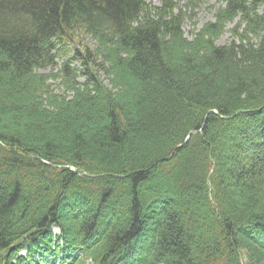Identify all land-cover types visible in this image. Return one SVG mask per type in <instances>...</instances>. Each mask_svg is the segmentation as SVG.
<instances>
[{"label": "trees", "instance_id": "trees-1", "mask_svg": "<svg viewBox=\"0 0 264 264\" xmlns=\"http://www.w3.org/2000/svg\"><path fill=\"white\" fill-rule=\"evenodd\" d=\"M217 2L0 0V264H264V0Z\"/></svg>", "mask_w": 264, "mask_h": 264}, {"label": "rangeland", "instance_id": "rangeland-1", "mask_svg": "<svg viewBox=\"0 0 264 264\" xmlns=\"http://www.w3.org/2000/svg\"><path fill=\"white\" fill-rule=\"evenodd\" d=\"M152 6H160L162 0H147ZM174 3H177L176 11H181L184 14L183 28L187 37H192L193 29H200L206 22L213 20L215 13V6L218 5L217 0H173ZM230 40L229 32H226L219 40L218 43H225ZM67 50H61L59 52V58L57 59V64L54 67H50L42 70L44 73H54L62 63L66 60H72L70 65L71 67H77L78 69H84V60L77 55V51L84 52L86 46L92 50L95 47V41L91 36L86 35L82 31H78L77 35L73 40H69ZM94 68H99L94 63H92ZM99 75L101 78H105V73L102 69H99ZM81 79V78H79ZM108 83L107 79L105 80ZM52 88L58 92L62 89L60 86V80H51ZM54 232H57V227H53ZM26 250L21 252L24 255ZM49 260V258H48ZM38 264H48L47 260H39Z\"/></svg>", "mask_w": 264, "mask_h": 264}]
</instances>
